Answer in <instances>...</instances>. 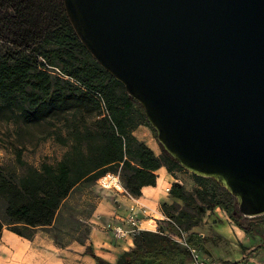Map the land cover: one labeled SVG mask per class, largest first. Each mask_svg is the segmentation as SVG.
<instances>
[{"label": "water", "instance_id": "1", "mask_svg": "<svg viewBox=\"0 0 264 264\" xmlns=\"http://www.w3.org/2000/svg\"><path fill=\"white\" fill-rule=\"evenodd\" d=\"M161 149L264 216V0H62Z\"/></svg>", "mask_w": 264, "mask_h": 264}, {"label": "trees", "instance_id": "2", "mask_svg": "<svg viewBox=\"0 0 264 264\" xmlns=\"http://www.w3.org/2000/svg\"><path fill=\"white\" fill-rule=\"evenodd\" d=\"M0 112L24 126L59 121L68 114L73 118L67 133L69 151L56 164L32 167L17 153L22 174L7 175L0 169V233L5 228L31 238L26 232L50 226L76 185L95 182L117 167L123 171L124 189L134 197L143 187L155 186L154 172L159 168L183 171L162 149L156 157L132 135L142 125L155 138L141 107L80 43L62 0H0ZM84 113L96 120L92 129L82 131L78 122ZM193 179L197 188L192 193L171 185L169 194L181 205L162 204L167 220L158 222V232H138L133 247L114 263L97 257L90 247L85 254L96 264H189V251L169 234L180 236L196 227L202 209L219 207L245 234L263 225L264 216H240L235 199L213 180ZM185 244L196 249L203 239L191 233Z\"/></svg>", "mask_w": 264, "mask_h": 264}, {"label": "crops", "instance_id": "3", "mask_svg": "<svg viewBox=\"0 0 264 264\" xmlns=\"http://www.w3.org/2000/svg\"><path fill=\"white\" fill-rule=\"evenodd\" d=\"M132 135L149 148L156 157L162 154L159 144L147 127L139 125ZM183 172L169 173L161 167L154 172L155 186L143 187L139 196L114 193L110 197L98 199L88 221V232L82 242L73 239L58 244L50 233L52 225L45 228H34L32 237L29 239L17 236L4 228L0 233V250L10 247L8 241L14 237L20 241L25 251L26 257H24L23 264H33L28 261L33 259L35 261L37 257L41 260L38 264H96L90 256L85 254L87 247H90L97 257L114 263L121 253L133 247V240L113 239L106 230V225L120 221L130 212L138 211L140 207L148 209L152 218L162 220L164 218L161 212L162 204L181 205L170 196L169 192H166V189H170L172 184L184 188L187 180ZM191 233L202 237L203 244L195 250L199 257L207 263L243 261L245 264H264V230L254 228L252 234H245L219 207L211 210L202 209L198 225L184 233L182 239L185 241ZM257 247L260 249L253 252Z\"/></svg>", "mask_w": 264, "mask_h": 264}, {"label": "rangeland", "instance_id": "4", "mask_svg": "<svg viewBox=\"0 0 264 264\" xmlns=\"http://www.w3.org/2000/svg\"><path fill=\"white\" fill-rule=\"evenodd\" d=\"M82 116L83 120L78 122V128L82 131L92 129L96 117L85 113ZM72 122V115L68 114L59 121L53 119L37 126H24L14 117L0 112V169L7 175L22 174L24 168L16 162L17 153H20L22 162L32 167L38 168L42 163L56 164L69 151L71 143L67 133H70ZM109 172L118 175L125 190L123 171L117 167ZM183 174L187 180L184 188L187 189L186 192L192 193L197 188L193 175L185 171ZM123 190L103 189L97 181H83L76 185L58 208L51 224L50 233L56 242L63 244L73 239L82 242L88 232V221L97 200L110 197L114 193L126 195ZM260 221L263 225L257 228L264 230V218ZM26 233L32 234V231Z\"/></svg>", "mask_w": 264, "mask_h": 264}, {"label": "built area", "instance_id": "5", "mask_svg": "<svg viewBox=\"0 0 264 264\" xmlns=\"http://www.w3.org/2000/svg\"><path fill=\"white\" fill-rule=\"evenodd\" d=\"M54 71L58 72L57 69ZM97 184L103 189H114L117 191H122L123 188L119 182L118 175L114 173L107 172L102 175L98 180ZM170 189H166V192H169ZM128 194L125 190H123ZM166 218L162 220L154 219L150 216L148 209L145 207H140L138 211H132L127 216L122 218L120 221L106 225V230L110 233L111 237L117 241L133 240V237L140 231H150L158 232V222L165 221ZM158 221V222H157ZM144 225V228H142ZM183 233L180 236L172 235L174 241L179 243L181 246L186 248L191 256V261L189 264H212L207 263L201 259L194 248H189L186 246L185 241L182 239ZM220 264H245L243 261H238L235 263H220Z\"/></svg>", "mask_w": 264, "mask_h": 264}, {"label": "bare ground", "instance_id": "6", "mask_svg": "<svg viewBox=\"0 0 264 264\" xmlns=\"http://www.w3.org/2000/svg\"><path fill=\"white\" fill-rule=\"evenodd\" d=\"M9 246L7 248H1L0 250V264H23L25 262L24 257L25 251L23 250L20 241L17 238L11 237V240L8 241ZM39 257L34 261L29 260L28 262H33V264H38Z\"/></svg>", "mask_w": 264, "mask_h": 264}]
</instances>
